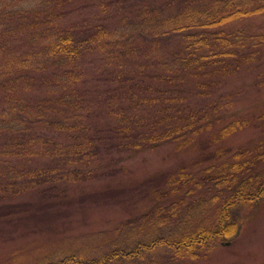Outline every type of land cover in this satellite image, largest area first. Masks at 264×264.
<instances>
[{
  "label": "trees",
  "instance_id": "16d2710c",
  "mask_svg": "<svg viewBox=\"0 0 264 264\" xmlns=\"http://www.w3.org/2000/svg\"><path fill=\"white\" fill-rule=\"evenodd\" d=\"M37 11L32 0H0V61L7 68L15 66L9 69L13 74L35 69L40 77L35 76L34 83L52 87L48 89L49 99L42 101L43 109L25 103L26 98L18 92H11L9 81L0 83L1 102L9 103L13 110L0 108L2 218L33 212L31 207L35 204L43 207L63 202L70 184L87 181L110 168L107 161L102 164L106 153L102 137L111 140V135L100 134L104 126H97L95 134L88 132L87 120L81 113L87 96H82L76 87L77 69L91 44L51 23L41 25L26 20L29 12ZM133 11L134 20L120 21L110 32L100 25L97 41L106 40L113 47L123 44L127 50L131 39H148L154 45L165 40L166 45L153 48L151 56L145 55L148 61L142 68L136 64L141 71H115L127 83L143 82V87L125 84L130 91L127 101L140 98V104L149 100L159 103L139 110L133 105L120 106L114 112L116 123L112 128L118 135H127L117 137L132 147L174 143L175 150L182 151L194 142L202 151L191 170L181 166L177 172L158 179L148 210L139 216L144 224L135 242L128 237L126 247L110 249L100 257L69 253L45 264H112L117 259H142L144 252L160 246L170 249L173 256L198 258L210 251L216 241L237 235L240 225L233 211L236 206L257 205L264 200V149L233 150L223 145L209 149L213 142L243 130L250 120L235 118L213 131L221 120L217 102L209 109L192 105L181 108L173 103L179 98L173 94L185 92L188 85L200 92L197 97L208 96L223 88L225 80L261 67L264 32L251 33L229 24L264 15V0H150ZM14 34L29 44L20 54L12 50L18 46L9 38ZM172 38H177L174 45L169 43ZM23 57L31 58L33 65H22ZM131 86L136 90L131 91ZM163 87L171 92L162 91ZM161 94L168 95L166 101L161 96L154 98ZM114 116L109 114L106 118L112 122ZM203 161L210 163L197 167ZM192 203V215L208 207L210 216L193 223V218L185 217ZM122 225L131 232L135 230L129 222Z\"/></svg>",
  "mask_w": 264,
  "mask_h": 264
},
{
  "label": "rangeland",
  "instance_id": "374dc122",
  "mask_svg": "<svg viewBox=\"0 0 264 264\" xmlns=\"http://www.w3.org/2000/svg\"><path fill=\"white\" fill-rule=\"evenodd\" d=\"M40 1L32 0L39 11L29 12L27 21L40 22L41 25L51 23V26L59 27L91 44L77 69L79 81L76 87L82 96H87L83 99L85 107L81 113L87 120L88 132L95 134L97 126H104L105 130L100 134L111 135V140L102 137L103 151L106 152L102 164L107 161L110 168L92 179L70 184L69 195L63 202L43 207L35 204L31 207L33 212L7 216L11 219L0 217V264H45L48 260L55 261L69 253L95 258L110 249L126 247L128 237H133L132 241L135 242L141 236L140 228L144 224L139 216L148 210L151 192L158 179L161 175L177 172L181 166L191 170L202 151V147L194 146V142L182 151H176L174 143H163L152 148L145 144L132 147L127 141H122L127 135H118L112 128L116 123L114 112L120 106L131 108L133 105L139 110L142 106L145 108L159 103L149 100L140 104V98L127 101L130 91L125 84L134 83H127L122 79L123 76L119 77V72L118 76L115 75V71L128 68L134 69L135 73L141 71L136 64L142 68L148 61L145 55L151 56L152 49L161 48L166 45V41L154 45L148 39H131L126 50L123 44L113 47L106 40L100 39L98 42L96 33L100 25L110 32L120 21L131 22L134 20L133 10L150 0H53L54 3L48 5H41ZM229 26H240L251 33L264 32V15ZM9 38L18 45L12 48L17 54L29 45L18 34ZM45 38L46 34L43 36ZM170 41L174 45L177 38ZM2 58L0 54V60ZM23 58L22 65H33L31 58ZM13 68H7L0 61V83L9 81V86H12L10 91L25 97V103L29 105H45L42 101L49 99L51 93L48 89L52 87L34 83L40 77L35 69L25 70L20 75L9 70ZM48 72H52L49 67ZM144 82L148 83V80ZM134 85L143 87V82ZM194 89L188 85L185 92L174 93L173 97L179 98L173 103L180 104L181 108L183 105H192L209 109L217 102L216 105L220 106L218 119L221 120L213 131L235 118L250 120L243 130H237L221 142H213L209 149L218 145L229 146L233 150L238 147H250L254 151L264 149V63L257 69L225 80L223 88L214 89L211 95L197 97L200 92ZM2 90L0 87V108L13 111L9 103L1 102ZM135 90L131 86V91ZM162 91L171 92L166 87ZM159 96L163 101L168 97L161 94L154 98ZM109 114L114 116L112 122L106 118ZM203 136H207V133ZM208 163L203 161L197 167H205ZM262 167L264 169V162ZM193 209L192 203L185 216L193 218V223L211 214V209L207 207L202 212L196 210L192 215ZM233 211L240 225L237 235L216 241L210 251L198 258L173 256L170 249L160 246L154 251L144 252L142 259H117L112 264H264V200L257 205H238ZM137 216L138 220L132 219ZM127 222L133 225L134 232L122 225Z\"/></svg>",
  "mask_w": 264,
  "mask_h": 264
}]
</instances>
